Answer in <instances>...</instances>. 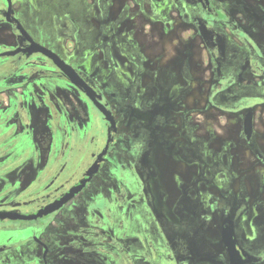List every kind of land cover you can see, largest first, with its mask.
Here are the masks:
<instances>
[{
	"label": "flooded vegetation",
	"instance_id": "af4514ba",
	"mask_svg": "<svg viewBox=\"0 0 264 264\" xmlns=\"http://www.w3.org/2000/svg\"><path fill=\"white\" fill-rule=\"evenodd\" d=\"M155 1L161 0H97L96 31L83 38L49 0H27L30 26L17 0H0V214L7 216L0 219V264H232L224 232L241 261L264 264V236L254 224L264 216V171L253 173L259 165L246 167L239 154L250 146L264 169V133L256 123L264 112V34L242 24L264 14V0H183V8L172 0L166 11L193 20L209 58L203 114L213 110L240 122L224 140L191 123L194 113L180 106L185 66L165 61ZM28 37L72 67L111 120L51 58L28 54ZM235 103L242 108L228 107ZM103 153L91 180L59 210L11 219L60 200ZM101 180L112 187L98 190L97 204L81 214L93 229L58 234L53 218ZM145 208L162 226L151 230L149 242L131 240V228L146 237L126 212Z\"/></svg>",
	"mask_w": 264,
	"mask_h": 264
},
{
	"label": "rangeland",
	"instance_id": "374dc122",
	"mask_svg": "<svg viewBox=\"0 0 264 264\" xmlns=\"http://www.w3.org/2000/svg\"><path fill=\"white\" fill-rule=\"evenodd\" d=\"M49 1L50 6H52L53 9L55 8V5L62 7V12L64 13V16L71 18L76 23L77 28L79 29V36L83 38L86 36L89 37L94 33V31H96L93 26V18L94 5L97 4V0ZM171 2L172 0H169V3L167 2V0H161L160 2L155 1L157 5L156 11H162L163 13L161 15V20L163 21V23L157 25L156 27H158V29H161V31L164 29V33L158 36V41L161 47L163 45L162 52H166L165 61L175 62L177 60L179 61L180 68L182 66H185L186 76L183 77L182 74H180L179 76V86L182 92L180 101H185L184 104L181 103L180 106L181 108L185 107L187 110L190 109L189 112L194 113V115L191 116V123H194L195 125H197L198 128L203 130L212 129L216 131L219 136H215L213 137V139L224 140L223 136L227 137L225 131L227 129H230L232 131L238 132V130L240 129V122L237 119V116L235 115L229 117H221L222 114L213 110L210 114H203L202 108L205 107V97L210 89V84L212 81L210 79L211 73L208 70L209 58L207 56L204 45L202 44L201 39L199 38V35L193 26V20L185 16L184 11H181L179 14L178 12H171V16L173 15V17L166 13L168 9L170 10L172 8ZM175 2L177 4V1ZM260 2L262 3V0H260ZM17 3L25 23L29 26L34 25L33 17L29 16L27 0H17ZM184 3L185 1L180 0V5L182 8V4ZM249 4H253V2ZM106 5L107 2H104L103 6L100 7L105 12ZM233 6H235V4H233ZM242 24L244 25L245 30L260 28V32L264 34V14H261L260 18L256 20H244L242 21ZM40 28L41 27H39V29ZM149 29H151V26H149ZM4 33H8V31L5 30ZM189 70L192 72L189 73ZM187 97L189 98L187 99ZM242 106L243 105H239L238 103H235L234 105H228L229 108L237 110L241 109ZM256 123L258 125L257 127L259 128V130L264 133L263 111H260L258 113ZM234 138L236 137L234 136ZM248 148L251 147L244 146V148L240 149L241 151L239 152L241 156H244V161H246L245 166L247 167L248 165H251L250 163H254L255 161L256 165H259V168L257 169L255 168V165H253L254 168L251 169L252 171H254L253 173H258V171L263 172L264 169L260 166L259 162H256V159L253 157V154L249 150H247ZM249 181L251 184L247 185V187L252 188V178L249 179ZM99 183V186L96 184L91 186V189L89 191H87L78 200L74 201L73 204L68 206L65 210H63L60 214L53 218V220L57 221L56 224H53V229H55L58 234H60L59 232H62L63 235H69L70 232H73V234H80L83 227H87V225H89V227L86 228L87 230L93 229L90 223L85 224L84 222H81V214L82 210L85 209V207H89V209L91 210L93 204H97V202L95 203V199L97 198L96 193L98 192V190L100 191V193H102V191L104 193L106 192L105 190H107V188L109 189V187H112L108 182L102 183V180L99 181ZM103 185H105V189H102ZM258 192H260V190ZM261 194H263V197H261ZM259 197L260 200L264 202V189L262 190V192H260ZM126 213L127 215L125 218H128L130 221L133 220L135 222H138L142 228V235L146 237L145 239H140V233L137 230H133L131 228L128 233V236L131 240L136 239L140 242L147 240V242H149L151 230H154V232L159 231L160 226H162V218L159 217V219H157L152 209H137L135 211L132 210ZM220 215V211L215 212L214 221L216 223L213 224L214 227H211L213 231L217 229V223L220 221ZM254 224L257 228H259L260 235L264 236V216L259 215L254 220ZM70 225L71 227H68ZM262 244H264V240L262 241ZM196 246L200 247L198 244H196Z\"/></svg>",
	"mask_w": 264,
	"mask_h": 264
},
{
	"label": "water",
	"instance_id": "95a60500",
	"mask_svg": "<svg viewBox=\"0 0 264 264\" xmlns=\"http://www.w3.org/2000/svg\"><path fill=\"white\" fill-rule=\"evenodd\" d=\"M10 1V0H9ZM22 33L27 36L25 31L22 30ZM29 41L31 42V46L27 49V53L31 54L34 52H41L44 55L48 56L51 58L54 63L68 76L69 80L75 84L76 86L82 88L85 93L87 94L88 97L92 99V101L96 104V106L107 116L108 119H110V113L105 109V107L99 103L98 101V96L96 92L75 72V70L65 64L56 54L52 53L48 49L40 46L39 44L35 43L33 40H31L28 37ZM16 52H11V53H5V56H13L15 55ZM111 120V119H110ZM111 139H109L110 143ZM108 143V145H109ZM105 153H103L100 157L99 160L95 163V165L89 170L87 173V178L83 181L78 186H75L72 188L67 194H65L60 200L54 202L53 204H50L43 210L39 211L35 215L31 216H22V215H12L11 219H34V218H39L43 217L45 215H48L50 213H53L57 210H59L63 205L67 204L71 199H73L76 195H78L86 186V183L91 180L92 176L97 172L99 169V164L100 160L103 157ZM7 216L4 214H0V219H6ZM232 234V233H231ZM224 235V240L226 242V246L228 247L229 251L232 254V264H245L247 263L246 261H241V256H237L238 251L235 249V240L232 238L230 234H227L226 232L223 233Z\"/></svg>",
	"mask_w": 264,
	"mask_h": 264
},
{
	"label": "crops",
	"instance_id": "0c3cea01",
	"mask_svg": "<svg viewBox=\"0 0 264 264\" xmlns=\"http://www.w3.org/2000/svg\"><path fill=\"white\" fill-rule=\"evenodd\" d=\"M169 232H170V231H169ZM169 232H168V231L166 232V236H167V238L170 240L172 237L170 236Z\"/></svg>",
	"mask_w": 264,
	"mask_h": 264
}]
</instances>
